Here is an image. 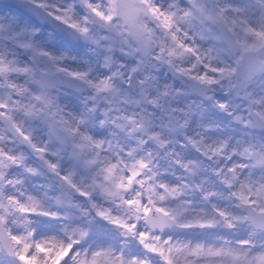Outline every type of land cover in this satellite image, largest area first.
<instances>
[{"label": "snow or ice", "instance_id": "obj_1", "mask_svg": "<svg viewBox=\"0 0 264 264\" xmlns=\"http://www.w3.org/2000/svg\"><path fill=\"white\" fill-rule=\"evenodd\" d=\"M192 5L203 18L219 28L213 38L237 53V67L233 71L240 81L238 87H246L258 70H264V0H244L237 6L192 0ZM13 7L12 15L0 16V210H6L3 183L23 182L14 174L10 177L11 170L20 169L36 176L41 175L43 169L46 178L53 183L40 187L53 191L52 198L58 205L79 208L81 201L86 202L84 211L91 209L103 225L120 233L118 246L100 248L92 253L91 260H77L75 264H264V250L255 254L251 251L255 237L264 235V143L242 140L232 143L228 136H206L204 133L216 131L219 125L203 122L211 117H205L202 112L198 113L200 119L193 122L192 115L196 113L191 106L187 110L172 108L168 85L147 101L167 116L158 126L161 131L153 130L157 126L151 119L152 113L141 112L138 119L135 114L122 117L126 123L118 125L126 130L128 124L132 125L131 133H138L137 145L143 155L137 156L135 147L125 151L118 142L113 146L111 140L105 142L81 132L79 127L59 117L54 108L48 90L56 74L65 73L82 82L99 97L105 93L120 95L112 81L121 73L93 80L89 78L90 70L69 71L62 66L64 57L54 56L34 43V31L16 26L22 22L17 12L27 7L45 9L48 6L44 0H15ZM52 7L53 11L47 15L57 24L93 43L97 41L88 27L89 16L78 13V7L106 25L118 15L128 35L136 40L135 51L147 54L154 43L150 31L139 20L143 11L141 0H110L107 14L91 0H74L63 8ZM252 7L258 12L254 22L248 15ZM189 15L181 19L186 20ZM161 24L170 29L173 17L165 15ZM170 39L175 47L166 49L169 57L187 52L200 61L195 50L185 48L175 34ZM16 48L22 49V53L16 52ZM177 49L182 51L178 53ZM23 54L26 59H21ZM41 58H44L43 63ZM208 59L211 61L212 57ZM168 62L171 64V60ZM112 63V56L106 55L104 66L110 67ZM142 63L138 61L129 70V87L132 75L142 70ZM195 67L193 64L188 71ZM207 67H211L210 63ZM211 70L226 75L224 69ZM148 79L150 77L146 76L138 82L144 98L148 94L143 86ZM190 79L197 82L194 91L199 94H204L207 86L216 82L206 75ZM247 95L248 118L235 116V120L243 122L245 127L264 128V98ZM132 102L139 103V100ZM217 107L221 111L228 109L225 103ZM175 112L180 115H172ZM34 120L47 125V138H41L33 128L30 122ZM105 123V120L99 121L101 127ZM193 124L203 128V132L189 134L187 129ZM178 132L180 135L173 139ZM70 141L71 147L65 156ZM149 143L158 152L163 150L167 158L163 168L156 162L158 154L154 159L153 149H145ZM30 155L39 162L40 168L27 162ZM65 158L72 162L70 167L63 166ZM97 195L105 198L110 206L98 205ZM14 206L9 198L7 207ZM113 207L126 211L122 215L113 211ZM28 208L39 209L40 201L28 196L20 210ZM141 222L147 225L145 230H141ZM172 229H177L178 233L173 234ZM79 235L85 237L87 233L80 231ZM15 240L0 231V255L18 256L24 264H36L35 256L28 260L16 251ZM60 248L67 251L63 245Z\"/></svg>", "mask_w": 264, "mask_h": 264}, {"label": "clouds", "instance_id": "obj_2", "mask_svg": "<svg viewBox=\"0 0 264 264\" xmlns=\"http://www.w3.org/2000/svg\"><path fill=\"white\" fill-rule=\"evenodd\" d=\"M73 2L74 0H44L48 6L45 9L27 7L23 11L31 16L32 23L26 24L22 21L16 26L27 31H34V43L54 56L64 57L62 66L69 71L90 70L89 78L93 80L107 78L114 72L121 73L112 81L114 86L120 90V95L113 96L110 93H105L96 97L95 91L87 85L71 79L65 73H57L54 83L48 91L54 101V108L58 110L59 117L65 118L73 127H79L81 132L96 139H102L105 142L111 140L113 146H116L118 142L125 151L135 147L137 148L136 155L140 156L144 153L139 151V145H137L138 133H131V124L127 125V130L118 127V125L126 123L122 117H132L135 114V118L138 119L141 112L152 113L151 119L157 126L153 130L161 131L158 126L167 119V116L147 101L148 98L156 96L159 90L168 85L171 92L168 99L171 100L172 108L187 110L191 106L193 113H196L192 115L193 122L200 119L198 113L202 112L205 117H211L210 120L205 119L203 122L219 125L216 131L204 133L206 136L212 138L228 136L231 137L232 143H235L236 140L246 143H264V128L245 127L243 122L235 120V116H242L245 120L248 118L250 107L248 93L252 98H264V70H258L247 81L246 87H238L240 81L238 75L233 71L237 67V53L213 38L219 28L197 12L192 5V0H141L143 11L139 20L150 31L154 41L147 54L135 51L138 47L136 40L128 35V30L118 15H114L106 25L104 22L96 20L90 13L77 8L78 13L89 16L88 27L97 41L96 43L57 24L47 15L48 12L53 11L52 6L63 8ZM91 2L98 5L100 10L107 14L110 0H91ZM211 2L219 5L237 6L243 4L244 0H211ZM186 14H190L188 18L181 19ZM165 15L173 17L170 29H165L161 24ZM248 15L254 22L255 16L258 15L257 9L249 8ZM172 34L176 35L177 40L185 48H193L199 55L200 61H197L192 53L187 52L182 56L169 57L166 49L175 47V43L170 39ZM60 38L79 45L81 51L73 55L56 48L55 42ZM109 46H111V51H108ZM15 51L22 53L23 50L16 48ZM177 51L179 53L182 50L177 49ZM106 55H111L113 58L110 67L104 66ZM209 56L212 57L211 61L208 59ZM21 59H26V54L21 55ZM43 60L44 58H41L42 63ZM169 60H171V64H169ZM138 61L143 62L142 70L132 75L131 87H129L128 76L131 74L129 70ZM209 63L210 68L207 67ZM193 64L196 67L189 72L188 69ZM212 68L224 69L226 75H222L219 71L213 72ZM204 75L216 82L208 85L204 94H199L194 91V88L198 87L197 82L190 77ZM146 76L150 79L146 80L143 86L148 94L147 98H144L140 95L142 86L138 82L144 80ZM20 82H24L23 77L20 78ZM29 87L34 86L29 85ZM134 100H139V103H133ZM219 103L227 104V111H221L217 107ZM253 110H255V106H253ZM227 112H231L233 115L229 116ZM172 115L179 116L180 112L172 113ZM81 119L83 123H79ZM101 120L106 121L103 127L99 124ZM30 123L41 138H47L48 129L45 123L40 120ZM187 131L189 134L203 132V128H196L193 124ZM179 135L178 132L172 138L176 139ZM70 147L71 141L65 151V156ZM105 147H107V143H105ZM147 148L153 149L154 159L158 154L159 158L156 162L163 168L167 159L163 150L158 152L151 143L145 146V149ZM27 162L31 163L33 167L40 168L39 162L35 161L31 155ZM62 163L64 167H70L72 164L67 158ZM13 174L23 182L19 184L4 182L2 185L6 210H0V231L10 240L13 237L16 238L13 241V247L28 260L35 256L36 264H75L77 260H91L92 253L100 248L118 246L121 240L120 233L108 225H103L91 209L87 212L84 211L83 209L87 207L86 202L81 201L79 208L67 204L58 205L52 198L55 193L40 187L42 184L53 183L46 178L43 169H41V175L36 176L27 175L20 169L11 170L10 177ZM256 175H259V172ZM168 180L170 181L171 178ZM127 195L132 194L128 193ZM28 196L40 201L39 209L20 210V206L27 202ZM9 198L14 202V207H7ZM95 201L98 205L110 206L105 198L99 195L95 197ZM227 203L232 202L228 201ZM113 211H119L123 215L126 209L113 207ZM41 212L47 214H40ZM140 228L145 230L147 225L141 222ZM80 231H85L87 235L81 237ZM171 231L173 234L178 233L177 229ZM229 238L232 237L229 236ZM253 244L254 248L251 249L253 254L264 250V235L258 234L253 240ZM61 245L67 248V251H61ZM69 245L70 247H68ZM0 264H24V262L18 256L9 258L0 255Z\"/></svg>", "mask_w": 264, "mask_h": 264}, {"label": "rangeland", "instance_id": "obj_3", "mask_svg": "<svg viewBox=\"0 0 264 264\" xmlns=\"http://www.w3.org/2000/svg\"><path fill=\"white\" fill-rule=\"evenodd\" d=\"M10 5H6L3 2H0V16L2 15H12L13 11H14V7H12V4H15L14 0H8ZM17 15H19L22 19V21L26 24H30L32 23L30 21V19L26 16H24L23 14H20V12H17ZM55 47L58 49H62L67 51L69 54H73L76 55L81 51V48L79 45L77 44H72V43H67L65 41H63L61 38L58 39L55 42ZM36 183H39V181H36Z\"/></svg>", "mask_w": 264, "mask_h": 264}, {"label": "water", "instance_id": "obj_4", "mask_svg": "<svg viewBox=\"0 0 264 264\" xmlns=\"http://www.w3.org/2000/svg\"><path fill=\"white\" fill-rule=\"evenodd\" d=\"M2 1H4V2H6V3H8V1L7 0H2ZM22 13V12H21ZM23 13L25 14V15H27L28 17H31L27 12H24L23 11ZM32 19V18H31Z\"/></svg>", "mask_w": 264, "mask_h": 264}]
</instances>
